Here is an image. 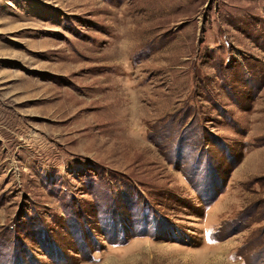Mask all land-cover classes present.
Wrapping results in <instances>:
<instances>
[{
    "label": "rangeland",
    "instance_id": "obj_1",
    "mask_svg": "<svg viewBox=\"0 0 264 264\" xmlns=\"http://www.w3.org/2000/svg\"><path fill=\"white\" fill-rule=\"evenodd\" d=\"M0 264H264V0H0Z\"/></svg>",
    "mask_w": 264,
    "mask_h": 264
}]
</instances>
